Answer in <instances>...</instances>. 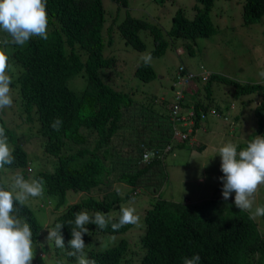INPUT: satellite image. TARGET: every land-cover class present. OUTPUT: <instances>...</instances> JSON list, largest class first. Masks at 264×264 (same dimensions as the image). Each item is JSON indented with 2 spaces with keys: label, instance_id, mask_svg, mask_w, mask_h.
I'll use <instances>...</instances> for the list:
<instances>
[{
  "label": "trees",
  "instance_id": "16d2710c",
  "mask_svg": "<svg viewBox=\"0 0 264 264\" xmlns=\"http://www.w3.org/2000/svg\"><path fill=\"white\" fill-rule=\"evenodd\" d=\"M111 1L122 7L127 3V0ZM195 1L201 3V10L195 8L193 17L188 19L177 9L170 18L168 30L161 32L143 20L130 17H123L118 23L109 19V26H106L101 0H47L48 38L33 37L24 46H8L13 104L8 108L11 111L8 119L5 117L4 121L0 116V125L5 127L8 142L14 147L15 163L0 169V183L17 170L26 178L27 168L33 169L32 172L37 174L35 178H43V196L50 201L52 209L58 211L56 216L44 226L39 223L34 215L36 202H42L38 197H30L22 206L16 205L19 216L32 228L37 250L43 251L42 255H37L38 259H42L46 251L50 256L51 253L57 255L51 249L63 251L53 241L46 240L47 229L44 227L51 228L55 223H65L62 231L72 227L74 225H68L67 221H74V214L81 209L90 214L102 211L118 218L120 209L131 204L140 216L136 224L125 225L118 231H113L110 225L104 230L91 223L86 225L91 231L88 236L94 240L89 243L91 237L84 236L85 243L87 241L85 252L96 264H183V256L189 254L187 250L190 249L200 250L210 264H261L264 216L250 219L248 212L235 206L234 192L228 200L217 199L213 192L210 197L191 205L164 201L162 199L176 197L161 194L148 196L149 204H137L138 199L128 202L111 189L112 183L119 181L126 184L124 190L129 193L138 185L147 187L158 168V180L152 183L156 192L160 182L169 176V159L181 151H205L204 140H194L192 146L183 145L188 137L177 142L171 135L169 119L193 109L195 121L191 136L203 130L197 123L204 107L200 103L210 98L214 88L221 83L225 84V96H231V99H221L220 104L223 108L229 103L234 104L236 123L242 125L256 119V129L249 135L248 142L256 133L264 135V80H260V84H240L202 66L197 72L180 67L176 68L171 82L173 91L179 88L188 72H191V78L184 84L182 97L175 99L172 94L171 100L169 92L156 91L158 95L151 97V89L143 85H137L142 99L136 98L131 91V84L134 87L135 83L117 85L114 81L115 86H109L102 81L109 72H103L101 76L99 70L113 67L114 63L117 65L118 60L107 57L110 53L102 55L103 31L107 46L111 45L109 32L116 30L124 45L137 52L146 49L138 32L147 31L153 46L145 53L157 57L163 53L168 41H194L214 33L209 18L213 0ZM263 15L264 0H242L243 25L258 21ZM5 35L0 33V37ZM174 43L177 46V42ZM179 45L183 43L179 42ZM185 50L192 54L189 45ZM133 69L131 76L141 83L155 77L151 65L146 66L142 61ZM263 70L261 68L259 73ZM118 73L120 77L124 72ZM76 76L85 80V87L78 92L75 87L79 84L75 80L72 82L74 87L69 85L70 79ZM254 92L258 94L256 98L250 97L249 94ZM188 97L190 101L194 100L190 107ZM173 109L175 113L171 114ZM4 112L2 110L0 114ZM12 114L18 120L14 124L11 123ZM57 117L63 121L59 131L50 126ZM146 151L153 154V159L145 163L142 154ZM183 153L180 155L187 154ZM33 158L43 166L38 165L35 169ZM222 176V171L216 175L220 184H223ZM65 189L71 190L70 196H77V200L68 203ZM256 205H264V201L255 199L254 208ZM191 225L200 237L207 227L215 229L208 232L209 237H221L233 231L220 251H224V255L215 258L204 249L186 244L182 239ZM70 239L68 237V241ZM68 241H65L66 249L71 250L67 248Z\"/></svg>",
  "mask_w": 264,
  "mask_h": 264
},
{
  "label": "clouds",
  "instance_id": "9594fccd",
  "mask_svg": "<svg viewBox=\"0 0 264 264\" xmlns=\"http://www.w3.org/2000/svg\"><path fill=\"white\" fill-rule=\"evenodd\" d=\"M193 10L195 11L196 9ZM125 17L129 16L125 14ZM48 19L47 0H0V33L6 34L5 36L0 37V111L11 107L13 104L12 88L10 87L12 84V77L8 74V46H24L33 37H40L46 40L48 38ZM149 25L154 26L151 24ZM140 60L144 63V65H149L152 60L151 53L142 54ZM261 66L264 67V63L261 64ZM180 67L184 66H177V68ZM116 68L118 72L122 71L120 66L116 65ZM191 72H188L187 75L183 76V82L179 88L175 89V92L173 91V84L170 85V87H172L170 91L174 95L175 99L182 97L184 84H188L187 78H191ZM131 74L132 72L130 75ZM258 75L261 78H264V71H261ZM79 79V76L74 78L76 83H78ZM106 80L111 81L110 74ZM258 84H260V80ZM131 91L136 98L142 99V94L140 93L138 86L135 85L133 87L131 84ZM151 93L152 90H150L151 97L158 95L156 91H154L153 94ZM186 100L190 101V97L186 98ZM220 100H218V102H214L211 95V97L204 103L199 102L204 107H202V110L198 115L197 123L202 126L201 128L203 130H205L206 123L209 122L208 117H211V121L221 125L225 124L228 131L233 133L236 127L239 126L236 123L234 104L229 103L227 108H223L224 106L220 104ZM190 102L189 107L193 105L194 100ZM191 110L193 111V109ZM192 111H188L184 115H178L169 119L171 135L177 140V142L185 140L188 137L187 141L183 143V145L185 144L188 146H192L195 136H191L195 121V115ZM172 113H175V109L171 111V114ZM0 116L5 121V112L3 115L0 114ZM62 124V119L57 117L53 120L50 126L53 130L59 131ZM238 131H240V129H238ZM190 138H193L192 143H190ZM249 139L250 137L241 141H236L231 138L217 149V154L220 156L221 160L220 171H222L223 176L220 177V179L223 182V187L222 195L217 194L216 192L215 194L217 195V199L222 198L228 200L234 192L235 206L241 211L248 212L250 219H256L257 217L264 216V205H256L254 208L258 191L260 187L264 185V135L256 133L254 138L248 142ZM13 152L14 147L10 146L8 142L6 129L3 125H0V169H3L6 165L15 163ZM152 155L153 154L148 151L143 152V161L146 163L148 160L153 159ZM176 156L177 155L174 157ZM139 163L140 162L138 161L137 164L139 165ZM25 170L26 171L24 173L26 178L22 171L17 170L15 174L0 183V264H32L36 253L37 255H42V253H40L41 251L37 250V244L33 241L32 228L26 220L19 216V210L16 205H24L30 197L36 198L42 196L45 191V182L43 178H35L37 174L32 172L33 169L32 171L28 170V168ZM158 171V168L155 169L153 180L151 179V182H148L150 184H147V187L138 185L136 188L132 189L131 193H129L124 190L126 184L119 181L118 183L113 182L111 189L120 199H125L131 203L142 192L146 193L150 197H157L162 190L163 181L167 179L166 178L160 182L158 186L159 188L155 192L152 183L153 181L158 180ZM149 187L151 188L150 192L147 191ZM64 191L66 195L67 192H70L71 190L65 189ZM185 195L182 198L176 197L174 199H170V197L162 200L191 205L196 203V201L211 196L208 195L203 198L192 199ZM72 197L73 196H70L68 198V203H72L77 200V196H74V198H76H73L74 200L70 199ZM36 205L35 211L38 209V206L41 207V211L47 209L44 208L45 203L43 202L37 201ZM49 205V212L54 215L57 214L56 212L58 211L52 209L53 206L50 201ZM114 220L115 222H113ZM139 221L140 216L137 209L129 204L128 206H124L120 209L118 218L107 215L102 211H95L90 214L88 210L81 209L74 214V221H67L68 225L74 226L68 227L63 231L62 229L65 223H55V225L51 228H44L47 229L46 240L53 241L57 248L63 249V251H55L54 249H51V251L57 253V255L51 253L53 261L57 259L55 262L56 264L61 262L63 259H66L69 263L73 264H96V261L88 258V255L85 252L87 241L85 243L84 236L86 234L88 236L89 232H91L89 230L90 228L86 225L90 223L94 224L100 230H104L110 225L113 231H118L125 225L136 224ZM40 222H42L41 219ZM46 224L42 225L44 226ZM69 230H71L70 233ZM210 230L215 229L213 227H207L201 233V238L196 228L191 225L188 227L187 233L182 240L190 246L204 249L215 258L219 255L223 256L224 251L221 253L220 251L230 240L233 231H229L228 233H225L227 235L221 237H209L208 232ZM68 237H71L69 241ZM93 240L94 239H89V243ZM65 241H68L67 248L71 250L66 249ZM96 241L98 243L100 242L99 239H96ZM48 249L50 248H45V250ZM187 252L189 254L183 256V264H210L200 250L190 249L187 250Z\"/></svg>",
  "mask_w": 264,
  "mask_h": 264
},
{
  "label": "rangeland",
  "instance_id": "374dc122",
  "mask_svg": "<svg viewBox=\"0 0 264 264\" xmlns=\"http://www.w3.org/2000/svg\"><path fill=\"white\" fill-rule=\"evenodd\" d=\"M101 4L104 10L106 26H109V19H113L118 23L127 14L129 17L144 20L156 26L161 32L168 30L170 18L177 9H180L184 16L190 19L195 12L193 9L201 10L202 8L201 3L195 0H127L124 7L117 5L111 0H101ZM241 5L242 0H213L209 18L213 25L214 33L205 38H196L194 41H183L181 39L172 42L168 41L163 53L157 57H152L150 65L155 77L147 83H141L134 76H131L130 73L134 70V65L141 61V55L145 54L153 46L151 35L147 31L140 30L138 32V37L143 41L146 49L137 52L124 45L116 30L109 32L111 45L107 46V37L103 31L104 47L102 55L110 53L107 57L118 59L117 65L122 68L124 73L118 77L117 69L112 66L100 69L99 74L101 76L103 72H109L112 79L111 81L102 79V81L109 86H115L114 81H116L117 85L121 83H135L136 86L143 85L147 89L152 90L151 94L154 91L159 93L169 92L168 98L170 97L171 100L172 92L169 87L179 65L193 72L199 71V66H202L204 69H210L226 78L235 79L240 84H254L258 83L259 80H264L258 75L259 70L261 68L264 69L261 66L264 63V34L262 33L264 30V15L258 21L243 25L240 16ZM174 42H177V46ZM179 42H182L183 45H179ZM186 45L191 47L192 54L185 50ZM74 78L69 81L70 87H74L72 86ZM78 83L79 85L75 87L76 92L84 87V79L80 77ZM215 89L216 87L212 92L214 102L220 99H231V96H225L226 94L223 92L225 84L221 83ZM256 95L258 94L255 92L249 94L252 98H256ZM4 110L5 117L8 119L11 111L8 108ZM11 120L12 124L18 122L14 114L11 115ZM211 120L212 118L208 117L209 122L206 123L205 130L197 131L194 136V140H204L206 142L205 151H184L187 154L181 151L179 154L177 153L176 157L169 159V163H167L169 176L163 181L162 190L160 191L161 195H172L182 198L187 194L185 196L192 199L203 198L213 192L222 195L223 184H220L216 177L221 170V160L217 154V149L231 138L236 141L248 138L256 129L257 122L253 118L250 123L237 126L232 133L228 131L225 124L221 125ZM192 139L190 138V143H192ZM26 148L29 151L30 147L27 144ZM33 151H35L34 147ZM182 153L186 155H180ZM34 160L33 158L35 169H37L38 165H40V168L43 166L38 160H36L37 162ZM171 162L173 163L170 164ZM150 190L151 188L149 187L147 191L150 192ZM70 194L71 192H67L68 197H70ZM38 198L45 203L44 208L47 209L44 211L37 209L34 215L39 223L41 219L42 224H46L56 214L49 212V201L43 195ZM73 198L74 196L70 199L72 200ZM136 199H138L137 204H149L148 195L144 192ZM256 199L264 201V185L260 187ZM261 231L264 232V228ZM90 239H93V237ZM43 254L44 257L38 259L36 253L32 264H54L53 258L47 251ZM57 264L70 263L63 259ZM261 264H264V249L263 256H261Z\"/></svg>",
  "mask_w": 264,
  "mask_h": 264
}]
</instances>
